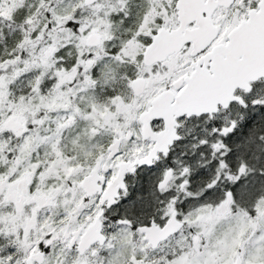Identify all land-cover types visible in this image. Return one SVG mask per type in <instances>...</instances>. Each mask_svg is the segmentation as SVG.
Segmentation results:
<instances>
[{
  "label": "flooded vegetation",
  "instance_id": "flooded-vegetation-1",
  "mask_svg": "<svg viewBox=\"0 0 264 264\" xmlns=\"http://www.w3.org/2000/svg\"><path fill=\"white\" fill-rule=\"evenodd\" d=\"M165 6L170 21L141 43L138 66L126 74L137 119L77 162L71 179L59 156L54 190L53 157L18 178L16 117L0 106V264H264V238L255 247L248 237H206L208 207L211 220L234 223L233 210L264 189V161L252 160L256 147L264 160V0ZM195 103L196 113L177 107Z\"/></svg>",
  "mask_w": 264,
  "mask_h": 264
},
{
  "label": "rangeland",
  "instance_id": "rangeland-1",
  "mask_svg": "<svg viewBox=\"0 0 264 264\" xmlns=\"http://www.w3.org/2000/svg\"><path fill=\"white\" fill-rule=\"evenodd\" d=\"M164 4L168 0H104L93 7L84 0H0V106L16 117L20 148L13 163L18 178L53 157L47 189L54 190L59 156L63 179H71L68 174L77 162L88 161L111 134L120 132L122 122L137 119L126 74L138 66L141 43L170 21L167 11H160ZM91 34L101 38L97 48L86 46ZM107 91L117 93L99 100ZM262 150L256 147L252 153L256 165L264 161ZM260 189L252 194L249 209L233 210L239 214L234 226L231 219L221 220L222 225L219 217L211 220L208 207L206 237H248L251 246H258L264 238ZM254 250L255 257L260 255L258 247Z\"/></svg>",
  "mask_w": 264,
  "mask_h": 264
},
{
  "label": "water",
  "instance_id": "water-1",
  "mask_svg": "<svg viewBox=\"0 0 264 264\" xmlns=\"http://www.w3.org/2000/svg\"><path fill=\"white\" fill-rule=\"evenodd\" d=\"M97 1H99V0H85V4L86 5H91V4H94ZM179 1L180 2H183V1L186 2L187 0H179ZM180 15L181 14L179 13L178 14V21L180 22V25L182 27V25H183V18H182L183 15H182V17ZM165 33L166 32H164V35H165ZM159 35L162 37L163 33L159 32L158 35H156L153 38V40L151 42V45L147 47V50H146L145 54L143 55L144 56V60L146 61L147 64H148V62H150V60L156 59V57H154L155 53L160 50V48L157 49L156 45L159 44V42L163 41V37L161 38ZM85 43H86V46L89 47V48H97L100 45V43H101V38H100V36L98 34H91L86 39ZM161 51H166L167 53H169L168 49H163L162 48ZM138 85H139V82L137 80L132 85L135 95H139L141 93L140 92L141 91V87L138 90L137 89L135 90V87L138 86ZM198 105H200V104L199 103L198 104L195 103V104H187L186 106L178 105L177 107L180 108L183 111V113H186V112H189V111L192 112V113H194V112L196 113L199 110V108H198V110L196 109V106H198ZM117 147H118V144H117V141H116L112 145V150H114V151H113V153H112V155L110 157H112L115 154V150L117 149ZM160 234L163 236V237H160V238H164V237H167V235L170 234V232L168 231V228H167V229H163V231H161ZM236 264H238V263H236Z\"/></svg>",
  "mask_w": 264,
  "mask_h": 264
},
{
  "label": "trees",
  "instance_id": "trees-1",
  "mask_svg": "<svg viewBox=\"0 0 264 264\" xmlns=\"http://www.w3.org/2000/svg\"><path fill=\"white\" fill-rule=\"evenodd\" d=\"M0 52H1V50H0ZM116 93H117V91H115V92L113 91L112 93L109 92V91H107L106 92V95H105V92H103V93H101L99 95V98L98 99L103 101V98L106 99L105 97H109V96L111 97V95H114L115 96Z\"/></svg>",
  "mask_w": 264,
  "mask_h": 264
}]
</instances>
